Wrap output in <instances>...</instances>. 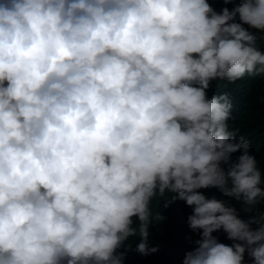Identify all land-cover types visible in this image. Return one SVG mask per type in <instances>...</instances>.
<instances>
[{
	"label": "clouds",
	"instance_id": "clouds-1",
	"mask_svg": "<svg viewBox=\"0 0 264 264\" xmlns=\"http://www.w3.org/2000/svg\"><path fill=\"white\" fill-rule=\"evenodd\" d=\"M261 41L264 0H0V264L154 254L158 198L193 209L183 264H264L258 161L231 94L207 96L264 78Z\"/></svg>",
	"mask_w": 264,
	"mask_h": 264
},
{
	"label": "trees",
	"instance_id": "trees-1",
	"mask_svg": "<svg viewBox=\"0 0 264 264\" xmlns=\"http://www.w3.org/2000/svg\"><path fill=\"white\" fill-rule=\"evenodd\" d=\"M239 0H234L232 4H225L224 0H208V3L216 10L220 11L224 7L229 9L235 6ZM244 27L248 28L247 25ZM249 31L256 32L255 29L249 28ZM259 34V33H257ZM261 51H264V41L259 42ZM225 81H213L207 96L211 98L213 95L227 91L233 99V108L230 113L228 124L230 130L237 132L236 140L241 136H246L251 141L250 155L255 156L258 161L259 169L262 173V184L264 188V78L259 76H248L243 80L237 81L235 84H228L224 88ZM242 152L232 155V159L236 160ZM203 194L208 198L216 197L220 192L218 189H202ZM170 199V195H169ZM164 198L153 200V207L158 213L162 214L165 219L162 223L154 224L150 231L152 235L149 242L152 247H159V251L147 256L136 251V244L140 242V238H133L131 249L125 251L123 264H183L185 254L194 250L195 241L200 239V232L193 231L188 226V217L192 214L193 209L186 205L184 201L177 200L174 203L164 207ZM240 217L244 219L240 211ZM264 213V203L256 206L254 211L245 217L248 220L251 216ZM134 225L137 224L138 218H133ZM253 227H256L255 225ZM221 243L231 246L234 241L227 238V234L223 230L213 234ZM244 264H254L251 257L245 253Z\"/></svg>",
	"mask_w": 264,
	"mask_h": 264
},
{
	"label": "rangeland",
	"instance_id": "rangeland-1",
	"mask_svg": "<svg viewBox=\"0 0 264 264\" xmlns=\"http://www.w3.org/2000/svg\"><path fill=\"white\" fill-rule=\"evenodd\" d=\"M217 199L219 200H223V201H226L228 202L231 206H235L236 204H238V201L232 199V198H229V197H225L221 192H219L217 195H216Z\"/></svg>",
	"mask_w": 264,
	"mask_h": 264
}]
</instances>
